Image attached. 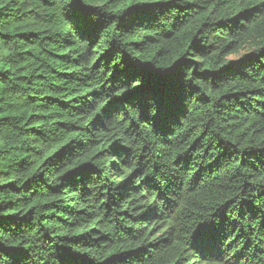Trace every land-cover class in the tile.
<instances>
[{"label": "trees", "instance_id": "obj_1", "mask_svg": "<svg viewBox=\"0 0 264 264\" xmlns=\"http://www.w3.org/2000/svg\"><path fill=\"white\" fill-rule=\"evenodd\" d=\"M0 264H264V0H0Z\"/></svg>", "mask_w": 264, "mask_h": 264}]
</instances>
